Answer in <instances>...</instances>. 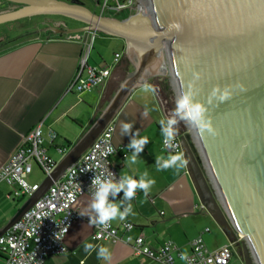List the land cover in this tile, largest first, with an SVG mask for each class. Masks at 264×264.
Returning <instances> with one entry per match:
<instances>
[{"label": "water", "instance_id": "1", "mask_svg": "<svg viewBox=\"0 0 264 264\" xmlns=\"http://www.w3.org/2000/svg\"><path fill=\"white\" fill-rule=\"evenodd\" d=\"M147 1V9L118 20L76 0H0V27L62 17L80 26L43 31L58 37L96 32L121 40L131 67L98 116L0 228V237L113 123L135 90L161 81L168 71L177 99L191 90L215 132L201 136L186 120L184 134L174 128L197 196L228 239L242 236V264H264V0ZM153 88L166 124L170 117ZM225 89L230 95L221 101Z\"/></svg>", "mask_w": 264, "mask_h": 264}, {"label": "crops", "instance_id": "2", "mask_svg": "<svg viewBox=\"0 0 264 264\" xmlns=\"http://www.w3.org/2000/svg\"><path fill=\"white\" fill-rule=\"evenodd\" d=\"M88 37L82 35V41H68L66 36H33L0 50V168L15 152L22 137L36 126H39L45 140L43 146L47 155L53 161H59L61 156L56 147L69 149L106 105L103 103L106 89L80 95L67 91L78 69L83 40ZM96 38L97 56L91 57L92 47L87 64L109 65L116 53H123L121 62L125 59L123 41L101 34H97ZM117 69L112 72L110 82L114 80ZM145 110L147 114H144ZM167 114L173 118L169 112ZM160 120L164 119L153 93H146L139 88L131 94L112 123V144L117 148L125 147L128 151L125 157L119 150L113 154L109 159L111 166L117 170L119 177L127 174L139 179L141 174L147 172L148 178L154 179L155 183L147 195L137 189L131 201L122 202L123 191L110 199L108 202H122V207H126L129 202L132 204V213L123 220L119 217L110 220L111 225L118 229V236H122L121 225L129 222L133 228L124 235L131 239L141 235L151 247L171 241L183 257L189 254V244L198 236H201L209 250H216L227 243V233L214 226V221L206 212L197 210L200 200L185 163L180 167L174 164L159 167L155 163L157 159L163 163L168 158L161 151L163 137ZM122 122L132 124L127 135L121 131ZM176 125L184 130L186 128L182 121V126L179 123ZM49 130L56 134L52 144L46 141ZM136 132L140 136H147L149 143L144 146L136 163L131 164L127 156L132 150L127 145L132 133ZM10 191V187L0 183V228L27 199L12 200ZM92 200L93 197L88 195L77 199L75 208L80 218L72 224L64 238L67 252L62 256L48 257L45 264H158L146 258L133 257L130 248L122 243L91 240L95 225V212L89 207ZM90 217L93 222H89ZM205 228L209 229L208 233L203 232ZM86 243L94 245L89 252L84 250ZM100 246L109 250V260L97 257ZM0 264H3L2 256ZM174 264H184V261L175 258ZM230 264L241 263L234 257Z\"/></svg>", "mask_w": 264, "mask_h": 264}, {"label": "built area", "instance_id": "3", "mask_svg": "<svg viewBox=\"0 0 264 264\" xmlns=\"http://www.w3.org/2000/svg\"><path fill=\"white\" fill-rule=\"evenodd\" d=\"M139 7L147 9L148 1L99 0L95 14L124 20L136 13ZM119 16L123 17L119 19ZM97 34L88 32L66 36L68 41H82V35L89 36L83 40L78 69L68 86V92L80 95L96 89L104 91L109 85L112 72L119 66L123 53L114 54L109 65L87 64V58ZM113 132L114 127L111 123L64 172L63 176L54 182L21 219L0 237V256L3 257V264H45L48 257L62 256L67 252L64 238L72 224L80 218L75 208L76 201L83 195L94 197L96 187L91 185L94 175L103 174L107 177L111 173L110 179L114 182L120 180L117 170L111 166L109 159L118 150L122 152V157H125L128 150L125 147L117 148L112 144ZM55 139V132L49 130L46 141L52 144ZM44 142L39 126L34 127L22 137L15 152L0 168V183L11 188L9 197L12 200L26 199L37 190V184L28 182L33 167H36L44 177L53 170L56 162L47 155L43 146ZM108 147L113 149L111 153L106 151ZM56 151L62 157L68 148L56 147ZM161 151L166 157L182 154L184 159L178 138H173L171 146L166 145L162 139ZM112 198L113 196L109 194L108 201ZM197 210L206 212L201 202ZM218 227L223 230L220 226ZM132 228L131 223H122L123 235L118 236V229L111 225L110 220L103 225L95 223L90 239L97 242L122 243L130 248L133 257L146 258L158 264H174L175 258L183 259L184 264H230L234 257L238 258L242 264L241 254L236 251L243 240L239 234H235L234 239H228L226 244L216 250H209L201 236H198L190 242L189 254L183 257L171 241H166L158 247H151L145 243L141 235L135 239L124 235ZM203 232L208 233L209 229L205 228Z\"/></svg>", "mask_w": 264, "mask_h": 264}, {"label": "clouds", "instance_id": "4", "mask_svg": "<svg viewBox=\"0 0 264 264\" xmlns=\"http://www.w3.org/2000/svg\"><path fill=\"white\" fill-rule=\"evenodd\" d=\"M172 27H175L179 30V25L175 24ZM142 90L146 93L152 94L154 88L152 85L145 83L142 86ZM214 96L217 94V90L214 89ZM194 93L189 90L180 96L176 100L174 114L179 116L182 120H186L190 125L194 126L197 130V133L203 136L205 132L209 134H215L214 129L211 126L210 121L205 116L206 109L198 102H195L193 99ZM230 95L228 89H225L219 94V100L223 101ZM147 114V110L145 113ZM177 121L174 118H169L165 124L164 120H160L159 124L161 126L160 131L163 137L164 143L171 146V141L174 138L175 129L174 125ZM132 129L131 123H121V131L124 135L129 134ZM149 143L147 136H140L138 132L132 133V138L130 139L129 144L127 145L128 149H131V154L127 156L129 163L134 164L139 157V154L144 150V146ZM108 153H111L113 149L108 147L106 149ZM155 163L159 167H168L171 165H176L177 167L183 166L185 163L182 158V154H177L171 157H168L163 163L160 159H157ZM111 173L105 177L103 174L94 175L91 185L96 187L93 200L89 207L95 212L94 222L96 224L103 225L105 222L116 219L123 220L127 215L132 213V204L129 202L126 207H122L123 201H131L136 194V190L140 189L144 192L145 195L148 194L151 186L155 183L154 179L148 178V173L145 172L140 175L139 179H135L130 175L123 174L120 175L119 182H114L111 177ZM103 177V178H102ZM123 191V198L121 203H112L108 202V196L111 194L113 197L117 193ZM122 208V210H121ZM84 215V213H81ZM89 222H93V218H89ZM65 233L67 231V226L64 229ZM94 248V245L86 243L84 245L85 252H89ZM97 257L102 258L105 261L110 259L109 250L106 247L100 246L97 251Z\"/></svg>", "mask_w": 264, "mask_h": 264}, {"label": "rangeland", "instance_id": "5", "mask_svg": "<svg viewBox=\"0 0 264 264\" xmlns=\"http://www.w3.org/2000/svg\"><path fill=\"white\" fill-rule=\"evenodd\" d=\"M95 12H97V8L95 9ZM123 16H119L118 18L121 19ZM43 18H40V17H35L31 20H28V19H25V20H21V21H18V22H14V23H10L9 24V28L11 30H13L14 32H12V34L14 36L16 35H20L22 33H24V31H28V30H32L36 27H38L40 24H41V21H42ZM56 19V18H54ZM71 24H74L71 22ZM31 37H26V36H23L21 38H18L17 40L13 41L10 45H14V44H18L26 39H29ZM119 43H122L121 41ZM9 45V46H10ZM97 46H98V40L97 38L94 39L93 43H92V47H93V52H92V55L91 57L94 58L96 55V50H97ZM131 71V67H129V72ZM152 85L158 90V93H159V98L161 100V102L163 103V107L165 109V111L169 112L171 114V116L173 118H176V121H177V124L179 123L180 126L181 125V121L185 123V130L187 131V123L185 120H182L179 116H176L174 114V109H175V103H176V100H177V95H176V92H175V89H174V86L171 82V77L169 76V72L167 71L165 77L162 79V83H165L169 90L167 93H161L159 92V89L158 87L156 86L159 81L157 79L155 80H152ZM157 82V83H156ZM161 83V82H160ZM165 95H167V97H164ZM44 179V176L40 173V171H38V169L36 167H33V171H32V174L30 176V183L31 182H36L37 185H39ZM214 226L216 225V227H218V225L214 222L213 224ZM240 245L237 247V250L238 252H240Z\"/></svg>", "mask_w": 264, "mask_h": 264}, {"label": "flooded vegetation", "instance_id": "6", "mask_svg": "<svg viewBox=\"0 0 264 264\" xmlns=\"http://www.w3.org/2000/svg\"><path fill=\"white\" fill-rule=\"evenodd\" d=\"M66 1H71V0H66ZM79 4L83 5L85 8L90 10L93 13L95 12V9L97 7L98 1L99 0H76ZM9 7H12V5H9ZM35 18V17H33ZM33 18H30L28 20H31ZM37 18V17H36ZM40 18H43L41 21V24L32 29V30H26L24 33L20 35L14 36L8 25H4L0 27V50H3L7 48L13 41L17 40L18 38H21L23 36L26 37H33V36H40V37H51L53 36L51 32L49 31H43L44 28L48 26L56 27L57 29H63V28H76L79 27L80 25L74 21L62 18V17H53V16H40ZM56 18V19H54ZM74 23V24H71ZM158 80V79H157ZM159 81V80H158ZM159 82H162L159 81ZM157 83V82H156Z\"/></svg>", "mask_w": 264, "mask_h": 264}, {"label": "trees", "instance_id": "7", "mask_svg": "<svg viewBox=\"0 0 264 264\" xmlns=\"http://www.w3.org/2000/svg\"><path fill=\"white\" fill-rule=\"evenodd\" d=\"M129 67L130 65L127 62V60L123 59V61L118 66V69L114 76V80L109 83L108 87L105 90L104 99H103L104 104H106L109 101V99L111 98L115 90L117 89L119 83L126 77L127 73L129 72ZM156 86L158 87L159 92L164 93V94L167 93L169 90L168 86L162 82L161 83L159 82ZM164 97H167V95H165ZM174 119L176 120V118ZM174 128L177 129V131H179L180 134L185 133V130L178 127L176 124L174 125Z\"/></svg>", "mask_w": 264, "mask_h": 264}]
</instances>
